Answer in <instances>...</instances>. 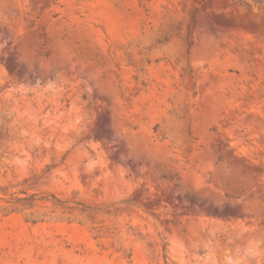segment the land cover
Here are the masks:
<instances>
[{
  "label": "rangeland",
  "instance_id": "374dc122",
  "mask_svg": "<svg viewBox=\"0 0 264 264\" xmlns=\"http://www.w3.org/2000/svg\"><path fill=\"white\" fill-rule=\"evenodd\" d=\"M0 264H264V0H0Z\"/></svg>",
  "mask_w": 264,
  "mask_h": 264
},
{
  "label": "trees",
  "instance_id": "16d2710c",
  "mask_svg": "<svg viewBox=\"0 0 264 264\" xmlns=\"http://www.w3.org/2000/svg\"><path fill=\"white\" fill-rule=\"evenodd\" d=\"M255 1H257V2H258L259 0H255Z\"/></svg>",
  "mask_w": 264,
  "mask_h": 264
}]
</instances>
